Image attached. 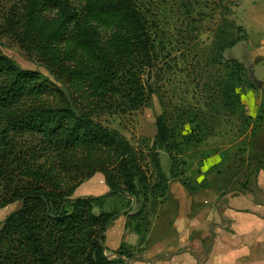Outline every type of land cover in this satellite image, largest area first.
I'll use <instances>...</instances> for the list:
<instances>
[{"label": "trees", "instance_id": "1", "mask_svg": "<svg viewBox=\"0 0 264 264\" xmlns=\"http://www.w3.org/2000/svg\"><path fill=\"white\" fill-rule=\"evenodd\" d=\"M11 1L0 33L36 57L56 83L0 52V209L21 202L2 222L0 264H125L133 257L125 244L116 257H109L105 246V233L121 211L96 214L94 209L118 198L124 211L134 200L126 229L143 244L150 212L167 198L170 180L180 178L182 170L172 158L166 173L159 156V150H170L165 112L156 119L153 184L139 152L97 118L151 102L155 92L144 79L157 59V22L137 0ZM241 40L218 42L210 64H224L225 50ZM229 65L228 81L218 82L227 103L247 70L235 59ZM243 81L249 83L245 92L259 86ZM263 114L264 109L256 119L260 126ZM98 173L109 193L74 197ZM141 195L154 200L149 211Z\"/></svg>", "mask_w": 264, "mask_h": 264}, {"label": "rangeland", "instance_id": "2", "mask_svg": "<svg viewBox=\"0 0 264 264\" xmlns=\"http://www.w3.org/2000/svg\"><path fill=\"white\" fill-rule=\"evenodd\" d=\"M137 1L158 25L156 63L144 79L155 93L151 102L139 110L124 114H104L97 119L103 125L119 131L139 152L146 174L153 180L152 184L156 178L151 155L157 135L156 119L164 112L171 129L170 150H159V156L166 171L170 168L172 158L178 160L182 171H187L188 164L192 166L200 159L208 163L209 158H223L224 164L219 166L225 168L226 165L228 170L246 169V158H249V170H256L259 163L255 158L264 156L263 142H258L263 132L259 131L261 126L257 117L246 115L242 102L237 98L245 93L246 88L249 89V83L243 81L244 78L254 82L253 68H247L241 74V81L235 83L234 91L230 92L233 98L231 103L223 99L218 82L228 81L227 75L232 71L230 62L235 57L243 60L242 55L250 53L253 48L257 49L264 35L255 36L251 33L250 42L225 50L224 64H210L218 42L245 37L242 30L237 31L240 26L233 17L240 0ZM12 5L11 0H0V25L4 24ZM0 52L10 57L21 69L36 71L43 80L56 83L36 57L29 55L16 41L1 33ZM244 148L248 149V155L242 157L241 151ZM99 175L104 179L103 174ZM184 180L191 184L192 176L188 175ZM93 182L90 179L87 184ZM120 200L108 199L94 212L122 213ZM144 202L149 211L154 200L150 195L147 200L141 195L140 203ZM124 203L127 207L128 202ZM134 206L135 203H132L131 207L124 210L125 215ZM20 207L21 202H16L0 209V229L2 222ZM120 213L116 219L121 216ZM154 214L150 212L149 217L152 219ZM129 220L128 215L126 221ZM108 256L115 257L113 254Z\"/></svg>", "mask_w": 264, "mask_h": 264}, {"label": "crops", "instance_id": "3", "mask_svg": "<svg viewBox=\"0 0 264 264\" xmlns=\"http://www.w3.org/2000/svg\"><path fill=\"white\" fill-rule=\"evenodd\" d=\"M233 17L245 35L237 45L250 42L251 33L264 35V0H240ZM242 56L243 60L235 59L253 68L252 77L259 86L245 92L241 102L246 115L256 118L264 109V38L257 49ZM259 131L263 133L258 142L264 145V114ZM247 150L242 149V157ZM246 159L244 170L220 167L223 158L188 164L180 178L170 180L167 198L149 218L146 242L142 244L140 235L126 229L123 211L105 233L106 254L115 255L125 244L133 255L125 264H264V156L255 158L259 167L254 171ZM99 174L90 178L93 184H87L90 179L84 182L74 197L109 193L105 177ZM188 175L192 182L184 185Z\"/></svg>", "mask_w": 264, "mask_h": 264}, {"label": "water", "instance_id": "4", "mask_svg": "<svg viewBox=\"0 0 264 264\" xmlns=\"http://www.w3.org/2000/svg\"><path fill=\"white\" fill-rule=\"evenodd\" d=\"M134 203H135V201L133 200V205H134ZM114 256H116V255H114ZM110 257V256H109ZM126 262H128V260H126Z\"/></svg>", "mask_w": 264, "mask_h": 264}]
</instances>
